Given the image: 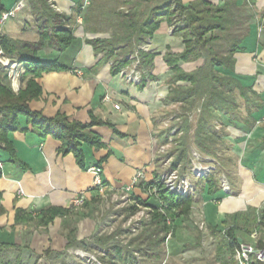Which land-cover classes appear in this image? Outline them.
I'll use <instances>...</instances> for the list:
<instances>
[{
	"label": "crops",
	"instance_id": "1",
	"mask_svg": "<svg viewBox=\"0 0 264 264\" xmlns=\"http://www.w3.org/2000/svg\"><path fill=\"white\" fill-rule=\"evenodd\" d=\"M16 1L7 6L1 0V4L9 9ZM78 1L54 0L55 10L73 15ZM200 1L183 0V3L187 6ZM205 1L226 10H232L233 6L253 10L256 5L264 10V0ZM159 2L153 0L152 3ZM25 3L12 25L6 26L10 27L5 33L15 39L36 41L17 36L21 29L25 30L26 21L34 18L30 12L32 6L28 0ZM110 3L118 5V9L124 7L120 5L121 0H85L82 10H104V5ZM199 7L204 6L200 3ZM76 18L70 23L74 29V40L65 51L51 47L39 51L42 58H57L69 69L38 77L42 94L29 105L32 110L41 111L47 117L60 112L68 115L70 121H102L89 129L100 138L101 145L81 141V165L73 152L64 153L61 150L59 139L52 135L41 136L27 122V117H19L22 129L8 135L15 147L17 160L11 159L8 154L0 157L3 163L0 169V264H85L83 261H72V255L78 258V250L90 254L97 251L100 263L108 250L109 254L115 256V244L120 243L125 247L137 235H130L121 227L129 207L135 203L134 197L147 198L143 183L153 180L154 172L162 173L161 131L167 122L171 123L166 120V115L175 105L166 101L172 84V69L167 56L183 52V36L174 31L167 19H163L152 37L137 46L139 54L141 45L147 43L146 53L152 55L153 60L149 66V81L134 85L119 74H114L110 63L102 61L103 54L97 53L88 42L93 38H110L112 31L86 30L83 17L78 15ZM252 19L241 37L240 45L246 49L234 53L235 73L246 83L253 84L254 90L264 100V36H259L264 14L257 21ZM34 22L39 33L38 21ZM261 27L264 28L263 24ZM203 63L204 58H201L181 61L179 65L186 71H193ZM21 86L23 82L20 81ZM106 95L111 99L106 100ZM116 103L120 109L114 107ZM253 118L249 119L250 123L242 121L233 125L223 115L228 147L225 148L227 161L219 173H222L221 170L227 172L232 192L226 193L220 188L209 194L206 179L197 181L199 192L193 197L189 214H182L177 219V238L168 251L171 257L182 256L186 259L187 246L197 248L201 245L204 235L201 231L195 237L185 236L184 240L183 234L180 238L185 229L183 227L193 229L197 219L205 222L208 235L218 241L221 254H237L224 244L219 233L228 226L235 229L234 234L238 235L241 243L264 249L258 246L260 232L249 218L252 210L264 209V107L257 110ZM217 127L220 128L221 124ZM92 164H99L103 169V178L110 187L108 197L102 199L89 193L83 207L71 208L73 196L93 185V174L87 170ZM138 170H144L145 180L132 191L127 206L119 208L120 205L114 203L112 198L122 192ZM53 208L61 209L63 214L52 221L39 215L42 210ZM149 218L150 213L147 220ZM71 230L74 232L71 233ZM111 235L114 238L106 246L95 244L100 236L106 238ZM71 239L74 242L70 245ZM81 240H85L88 246L80 245L78 242ZM144 250L148 255H155L156 252L152 248ZM131 251L134 255L143 253L135 246Z\"/></svg>",
	"mask_w": 264,
	"mask_h": 264
},
{
	"label": "trees",
	"instance_id": "2",
	"mask_svg": "<svg viewBox=\"0 0 264 264\" xmlns=\"http://www.w3.org/2000/svg\"><path fill=\"white\" fill-rule=\"evenodd\" d=\"M28 2L32 6L31 14L38 21L39 39L23 41L12 38L4 32L0 35L3 55L18 62L23 68L20 79L23 86L17 92L12 90L11 85L4 82L0 76V157L8 154L11 159L17 160L15 147L8 135L12 131L22 129L19 117L25 116L36 132L43 137L52 135L59 139L61 150L64 153L73 152L82 165L80 142L101 145L100 138L89 129L102 121L93 120L89 123L70 121L68 115L60 112L53 117H47L41 111L32 110L29 103L42 94V87L37 81L38 77L44 73L69 69L57 58H42L39 51L46 47L65 51L74 40V29L70 23L77 19L78 15L83 17L86 30L98 32L89 25L90 18L94 16L91 12L94 10H82L85 0L77 2L73 15H66L55 10L48 0H28ZM149 2L153 0H124L123 3L130 4L131 7L125 12L118 11V21L111 37L93 38L88 42L93 45L97 53L103 54L102 61L110 63L113 73L119 74L131 62L129 56L134 54L137 46L152 37L163 19H167L173 25L174 31L183 36L185 41L183 52L170 53L167 56V62L172 69L170 78L172 84L166 101L178 106L176 117L183 123L180 131L177 132L182 134L180 136L177 134L174 139L177 142L175 149L178 150L176 160L170 167L174 169L178 164L186 163L188 160L186 143L189 116L198 107V101L200 115L196 131V147L204 154L218 156L220 145L228 147L226 138L228 132L222 122L223 115L227 117L229 124L237 125L242 121L250 123L248 121L253 118V114L264 107V100L262 95L254 90L253 84L246 83L240 75L235 73L234 53L246 49L239 44L242 39L234 37L228 44V48L222 47L224 51L215 50V43L225 38L224 33L232 25L229 18L230 10H226L225 7H216L205 0L187 6L184 5L183 0H161L159 4L152 5L150 10H145L144 6ZM200 3L204 7H199ZM4 10L6 9L0 0V12ZM146 52L139 50V55L141 65L147 70L150 78L149 66L152 64L153 57ZM201 58H204V63L193 71H186L179 65L181 61L190 62ZM145 81L146 79L142 83ZM219 123L221 128L216 130ZM175 125H178L177 119L171 120L170 126L162 129L161 144L165 145L169 142L168 138ZM161 156L167 158L168 154H161ZM225 162L226 160L220 167H224ZM219 177L217 171L206 179L209 194L221 188ZM143 185L145 189L155 188L157 195H149L147 198L134 197L135 203L129 207L127 217L134 215L141 207H146L149 208V220L143 224L142 230L127 243V246L124 247L120 243L113 246L116 251L115 256L112 253L109 254L108 250L106 256L102 258L103 264H137L136 255L131 251L133 246L141 252H144V249H156L154 256L161 257L168 233L172 232V235L176 233L177 219L182 214L185 216L189 214L193 197L171 193L161 180V172H154L153 180L145 181ZM60 214H63V211L58 208L39 212V215L47 218V221H52ZM249 218L260 232L258 246L264 248V209L252 210ZM234 231L233 227L228 226L224 232H219L224 244L230 247L233 253L237 252L241 245ZM73 232L74 230H71V233ZM114 235L106 238L100 236L95 244L101 247L106 246ZM70 242L71 245L74 239ZM78 243L88 246L85 240ZM250 264H264V262L252 259Z\"/></svg>",
	"mask_w": 264,
	"mask_h": 264
},
{
	"label": "rangeland",
	"instance_id": "3",
	"mask_svg": "<svg viewBox=\"0 0 264 264\" xmlns=\"http://www.w3.org/2000/svg\"><path fill=\"white\" fill-rule=\"evenodd\" d=\"M13 0H2V2L5 5H9L10 2H12ZM161 1V0H160ZM49 2V1H48ZM124 0H121V4L120 5H124L123 8H119L118 5H115L114 3H110L107 6L104 5V10H94L91 13L94 14L93 17L90 18V23L89 25L92 26L93 28L97 29L98 32H104V31H113L115 28V24L118 21V16L117 13L118 11L120 12H125L127 10L130 9V4H126L123 3ZM49 4H51L49 2ZM152 5L154 6L155 3L149 2L145 4V10H150L152 8ZM11 8V7H10ZM143 8V7H142ZM20 12V11H19ZM19 12H17V15H19ZM264 14V10L262 7H259L258 5L253 6V10H245L242 8H235L234 6L232 7V10L229 11V18L232 22V25L229 27V30L226 31V33H224L225 38L221 39L219 41H217L215 43V50L218 51H224V47L228 48V44L231 43V39H233L234 37L236 38H241L243 36V34L245 33V31L247 30V26L249 24V22L251 21V19L253 18L255 21H257L258 18L261 17V15ZM36 20V17H34ZM30 19V21H26V25H24L25 30L22 31V29L20 30L19 33H17L18 37L20 36L21 38L24 39H33V40H38V33L36 32V26H35V20ZM252 19V20H253ZM16 20L15 17L11 18L7 24H11L12 22ZM264 26V21L260 24L261 26ZM4 27V29L2 30V32L5 33V31L8 30V28L10 27ZM260 26L259 29V36H264V28ZM16 30L19 28L15 27ZM7 29V30H6ZM17 32V31H16ZM218 33L220 31H217ZM216 32V34H218ZM221 34V33H220ZM264 38V37H263ZM20 39V38H17ZM21 40V39H20ZM241 43V41L239 42V44ZM247 43V42H246ZM14 61L10 58H8L7 56H4L3 54H0V76L3 78L4 82H6L7 84L9 83L12 87V90L14 91H18L19 90V85H20V79H21V75L23 73V68L19 67L16 68L14 67L15 65L13 64ZM16 64H19L18 62H16ZM200 102L198 101V107L196 108V110L194 112L191 113V115L189 116V128H188V134H187V143H186V153H187V157L188 160L186 163H180L178 165L181 166V169L183 171H185L186 173L189 172L191 165V159L193 156L194 152H201L195 144V139H196V131L198 129V120H199V115H200ZM177 105H174L168 112L166 115V120L167 121H171L173 119H177V123L178 125H175L171 131L170 134V138L169 142L167 143L166 147H165V151H161V154H168L167 158L163 157V160L160 164V168L162 172L164 171H168L170 169V166L167 162V159H169L171 157L172 162L173 163L176 160V156H177V152L178 150H176L175 148L177 147V142H175V136L178 134V136H180L182 134V132L177 133L178 131H180V126H182V121H180V119H178L176 110H177ZM170 122H167V125L164 127H168L170 126ZM221 128V127H220ZM219 127H216V130L220 129ZM176 130V131H173ZM171 137L173 138L171 141ZM220 151H218V156L213 155L212 157L215 158L214 161L209 162L210 164H212L215 168L214 172H219V169H221L220 165L221 163L223 164V162L226 160V154H225V147H223L222 145ZM203 155L205 156H211L208 154H204L203 152H201ZM224 158V159H223ZM164 161V163H163ZM227 161V160H226ZM204 163V162H203ZM219 163V164H218ZM221 174L219 173V179H220V186L222 189V185H223V180H229V175L227 174V172L225 170H221ZM211 173V174H213ZM211 174H209L208 176H210ZM202 179H207V177L202 178ZM201 180V179H194L196 185H197V193L199 192V186L197 181ZM231 186V184H230ZM231 192H232V187H231ZM197 195V194H196ZM195 195V196H196ZM101 197V196H100ZM108 197V196H107ZM106 196L101 197L102 199H106ZM113 202L116 203L117 205L119 204V208H124L127 206L128 202H124L121 201V199L118 196H113ZM106 204V202H104ZM146 211V210H145ZM147 213V211H146ZM149 216V215H148ZM125 217L123 219V224L121 225V227L128 232L130 235H135L138 234L142 228H143V224L146 222V220L148 219L147 216H142L141 219H137V217ZM140 218V217H139ZM193 226H195L193 229H190L188 226L183 227L185 228L182 231V235H180V238L184 237L183 239L185 240V236H193L195 237L197 234L201 233L204 234L203 235V240L200 246H197V248H192L191 246L188 247L186 249V259H183L182 256H176V257H171L170 255H168V251L171 248V243L177 238L175 235H172L168 240H166L164 246H163V250H162V256L159 258H156L154 256V254H150L148 255L147 253L143 252V253H139L136 255V262L137 264H239V260H238V256L236 255H232L229 252L225 253V254H221L218 250L219 247V243L216 239L211 238V236H209L207 230H206V224L205 222H202L201 220H196V222L193 224ZM199 228V229H198ZM201 231V232H200ZM240 234V233H239ZM252 242H254V240H252ZM86 252V251H85ZM91 255L95 256L97 258L98 256V252H92V254L89 253V255H87L86 257L82 258L81 255H79L77 253V257L72 255V261L73 262H85V264H89V263H93L94 260L92 259ZM189 255V256H188Z\"/></svg>",
	"mask_w": 264,
	"mask_h": 264
},
{
	"label": "built area",
	"instance_id": "4",
	"mask_svg": "<svg viewBox=\"0 0 264 264\" xmlns=\"http://www.w3.org/2000/svg\"><path fill=\"white\" fill-rule=\"evenodd\" d=\"M53 8H57L54 0H48ZM25 0H17L15 4L2 12H0V35L2 30L6 26L7 22L11 19L16 17L17 12L21 11L25 6ZM141 50L147 51L148 45L147 43L141 45ZM0 54H3L0 46ZM131 62L124 67L119 75L126 79L128 82L135 84H141L145 79L149 81V76L147 75V70L142 67L141 65V58L138 54V50L129 56ZM14 67L19 68L20 64H16L14 62ZM106 100H110L111 97L109 95L105 96ZM116 109H120L119 104H114ZM176 131V130H173ZM173 138L171 137L170 141ZM167 144L163 145L160 151H165V147ZM215 158L212 156H205L201 152H194L192 159H191V167L188 173L181 169V164L178 165L174 169H169L168 171L161 173V180L164 183L165 187L171 192L176 195H180L183 197H195L197 194V185L194 179H202L207 177L208 175L213 173L215 168L209 162L214 161ZM171 157L167 159L169 166L172 165ZM204 162V163H203ZM215 162V161H214ZM219 164V163H218ZM3 168V163L0 160V169ZM87 170L93 174V185L86 190H81L77 194L73 196L70 201L71 208H81L84 206L85 202L88 199L89 193H94L98 196H107L109 192V185L105 182L103 178V169L99 164H92L90 165ZM145 180V172L144 170H138V172L132 177L129 184L123 187L122 192L118 196L121 201L129 202L130 201V194L132 191L137 187L140 186L141 183ZM222 189L226 193H231V186L228 180H223ZM146 193L149 195H157V191L155 188H148L146 189ZM147 213H146V211ZM149 215V208L141 207L132 217H137V219H141L142 216ZM140 217V218H139ZM168 223L170 224V219H168ZM172 236V232L168 233L166 240H168ZM78 254L81 255L82 258L89 255V253L85 252L84 250H78ZM237 256L239 260V264H250L251 260H257L260 262H264V249H259L254 245L241 243L240 247L237 250ZM92 259L94 260L93 264H102L95 256L91 255Z\"/></svg>",
	"mask_w": 264,
	"mask_h": 264
},
{
	"label": "bare ground",
	"instance_id": "5",
	"mask_svg": "<svg viewBox=\"0 0 264 264\" xmlns=\"http://www.w3.org/2000/svg\"><path fill=\"white\" fill-rule=\"evenodd\" d=\"M14 64V63H13Z\"/></svg>",
	"mask_w": 264,
	"mask_h": 264
}]
</instances>
